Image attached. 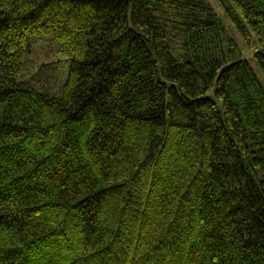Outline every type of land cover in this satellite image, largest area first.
Segmentation results:
<instances>
[{"label": "trees", "instance_id": "trees-1", "mask_svg": "<svg viewBox=\"0 0 264 264\" xmlns=\"http://www.w3.org/2000/svg\"><path fill=\"white\" fill-rule=\"evenodd\" d=\"M218 2L264 73V0ZM0 264H264V84L209 0H0Z\"/></svg>", "mask_w": 264, "mask_h": 264}, {"label": "rangeland", "instance_id": "rangeland-1", "mask_svg": "<svg viewBox=\"0 0 264 264\" xmlns=\"http://www.w3.org/2000/svg\"><path fill=\"white\" fill-rule=\"evenodd\" d=\"M217 13L222 16L227 28L228 36L233 39L241 48L242 52L252 61L256 71L264 84V73L258 67V63L253 59V53L249 51L247 45L239 33L231 25L230 21L224 14V8L218 0H209ZM33 54L26 57L27 74L25 83L35 86L49 93H58L67 80L70 60H64L56 54L49 39H45L32 47Z\"/></svg>", "mask_w": 264, "mask_h": 264}]
</instances>
